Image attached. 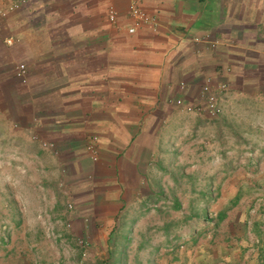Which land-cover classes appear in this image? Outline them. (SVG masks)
Here are the masks:
<instances>
[{
	"label": "crops",
	"instance_id": "obj_1",
	"mask_svg": "<svg viewBox=\"0 0 264 264\" xmlns=\"http://www.w3.org/2000/svg\"><path fill=\"white\" fill-rule=\"evenodd\" d=\"M130 1L156 17L155 29L126 31ZM205 81L226 84L217 116L199 109ZM186 133L207 137L210 169L221 171L213 185L264 186V0H26L0 16L3 264H51L56 243L43 234L89 232L87 250L104 247V219L168 183ZM93 134L95 160L84 149ZM87 218L102 231L83 227ZM243 218L229 220L202 264H264V216Z\"/></svg>",
	"mask_w": 264,
	"mask_h": 264
},
{
	"label": "rangeland",
	"instance_id": "obj_2",
	"mask_svg": "<svg viewBox=\"0 0 264 264\" xmlns=\"http://www.w3.org/2000/svg\"><path fill=\"white\" fill-rule=\"evenodd\" d=\"M184 141V154L170 155L169 169L164 172L168 183L154 186L155 193L151 199L147 197L140 202L124 203L125 209L128 210L125 214L121 211L112 219H104V247L97 250L86 248L85 254L81 255L79 248L72 249L76 237L69 232H62L53 237L43 234L45 241L56 243L53 250L47 251L46 257L50 258V263L202 264L203 258L207 261L209 252L215 247L214 243L223 241L220 233L230 225V219L234 221L233 225L238 227L240 224L236 222L235 217H240L245 208H248V213H252L253 210L264 207V186L213 185V181H220L214 177H219L221 171L210 169L209 164L214 154L209 151L207 137L200 141L194 134L186 133ZM176 158H179V163ZM181 161H184V170L180 169ZM235 194L239 195L237 203L227 207L226 216L218 222L215 226L216 233L212 234L210 229L214 228V224L210 219L215 210L226 207L228 199ZM204 208L207 219L202 218ZM82 221L83 227L87 225L85 228H88L91 224L99 232L102 231L101 222L98 225L96 220L91 218ZM199 229L203 231L197 233L195 240H192L190 232ZM82 236L88 243L96 240L95 237L92 239L89 232L83 233ZM10 237L13 235L8 236ZM96 251L104 252L98 263L93 258ZM97 255L102 257L100 253ZM0 264H3L1 259Z\"/></svg>",
	"mask_w": 264,
	"mask_h": 264
},
{
	"label": "built area",
	"instance_id": "obj_3",
	"mask_svg": "<svg viewBox=\"0 0 264 264\" xmlns=\"http://www.w3.org/2000/svg\"><path fill=\"white\" fill-rule=\"evenodd\" d=\"M26 0H0V16H3L7 11L18 8L20 5L24 4ZM127 14L130 19V23L126 26V31L131 33L134 32L139 26L147 25L151 29H155L158 22L156 17L147 12L145 9L140 7L134 1H130L127 5ZM106 17L110 22L115 21L116 11L112 6L107 7ZM194 41L201 40V37L194 36ZM25 64L23 62H18L14 66V74L21 80L25 81ZM224 82H218L211 84L209 81H205L200 85L199 98L200 104L199 109L203 110L209 116H217L220 113V105L217 100V94L220 90L225 87ZM176 103L180 102V99H175ZM35 137V135H32ZM96 135H91L85 142L84 149L88 152L89 157L95 160L97 157L96 153ZM41 145L44 147H53L52 142L41 141ZM67 207H71V203H67ZM64 226H69V222L65 221ZM75 243L80 246L81 255L85 254V249L88 245V240L83 237H77Z\"/></svg>",
	"mask_w": 264,
	"mask_h": 264
},
{
	"label": "trees",
	"instance_id": "obj_4",
	"mask_svg": "<svg viewBox=\"0 0 264 264\" xmlns=\"http://www.w3.org/2000/svg\"><path fill=\"white\" fill-rule=\"evenodd\" d=\"M238 196H239L238 194H235L234 196L230 197L228 199L229 201H228L226 207H220V208L215 210L214 216L211 217V219H210V220H213L214 227L217 226L218 222L221 221L226 216L227 207H231L237 203ZM247 213H248V208H245L242 211L240 217L238 215L235 217L236 222L241 224L240 223L242 221L241 219L245 220L243 217L246 216ZM256 213L258 214V216H262V215L264 216V207H259L258 209H256ZM207 216L208 215H207L205 208L202 209V218L207 219ZM260 224H261V220H259V218L254 219L253 223H252L253 229L255 231H257Z\"/></svg>",
	"mask_w": 264,
	"mask_h": 264
}]
</instances>
